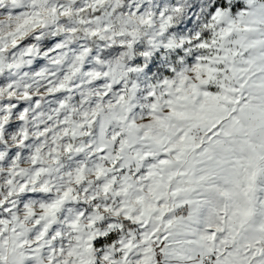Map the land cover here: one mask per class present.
Returning a JSON list of instances; mask_svg holds the SVG:
<instances>
[{
	"label": "snow or ice",
	"instance_id": "1",
	"mask_svg": "<svg viewBox=\"0 0 264 264\" xmlns=\"http://www.w3.org/2000/svg\"><path fill=\"white\" fill-rule=\"evenodd\" d=\"M0 264H264V0H0Z\"/></svg>",
	"mask_w": 264,
	"mask_h": 264
}]
</instances>
